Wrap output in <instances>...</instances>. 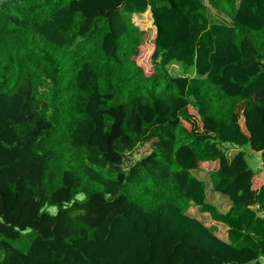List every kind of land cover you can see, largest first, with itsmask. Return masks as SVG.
I'll return each mask as SVG.
<instances>
[{
  "label": "trees",
  "instance_id": "obj_1",
  "mask_svg": "<svg viewBox=\"0 0 264 264\" xmlns=\"http://www.w3.org/2000/svg\"><path fill=\"white\" fill-rule=\"evenodd\" d=\"M243 147L264 169V0H0V264H263Z\"/></svg>",
  "mask_w": 264,
  "mask_h": 264
},
{
  "label": "rangeland",
  "instance_id": "obj_2",
  "mask_svg": "<svg viewBox=\"0 0 264 264\" xmlns=\"http://www.w3.org/2000/svg\"><path fill=\"white\" fill-rule=\"evenodd\" d=\"M207 1V0H205ZM136 19H138V22L141 23L143 29L147 32L146 40L144 43V52L143 55L138 59V64L141 65L146 72V74L150 75L153 73V65L151 62V56L154 51V39H155V28L153 26L152 17L150 13H146L145 15H138L135 16ZM171 74L173 76H182L184 75L182 68L178 65L172 66L170 68ZM194 76V74H190ZM191 114L196 119V123L200 125V120L196 112L192 109H190ZM152 150V142H147L141 146H139L133 154L129 155L125 159V167H130L134 162L140 160L141 158L147 156ZM238 149H234L229 151L230 156H234L238 153ZM241 151L244 152L245 158L250 166V168L257 174H259L260 169L263 167L262 160L260 154L257 152L251 150L250 147H243ZM217 169L216 166H210V165H204L202 166V171H194L192 174L196 176L198 179L203 181L206 185V194L208 202L212 201L213 204L216 206L225 209L227 208V204L229 203V200L225 198L224 196H221V194L214 192L212 182L209 176V173H211L213 170ZM264 176V175H263ZM260 178V177H259ZM264 182V179H261ZM78 200H83L85 198L84 194L78 195ZM225 200L226 202L222 201ZM47 211H49L51 214H55L57 212L56 207H46ZM188 213L195 217L200 219L201 221L207 223V224H215L218 227L217 234L224 240H228L227 234H226V227L223 224L214 223L211 221L210 217L200 212L198 207L192 206L191 210L188 211ZM262 263L264 264V259H262Z\"/></svg>",
  "mask_w": 264,
  "mask_h": 264
},
{
  "label": "crops",
  "instance_id": "obj_3",
  "mask_svg": "<svg viewBox=\"0 0 264 264\" xmlns=\"http://www.w3.org/2000/svg\"><path fill=\"white\" fill-rule=\"evenodd\" d=\"M258 154H260V153H258ZM261 169H263V168H261ZM264 169L258 174V177H260V179H264Z\"/></svg>",
  "mask_w": 264,
  "mask_h": 264
}]
</instances>
